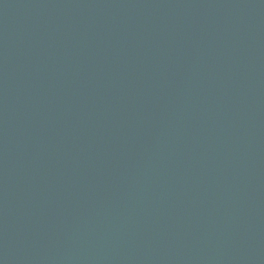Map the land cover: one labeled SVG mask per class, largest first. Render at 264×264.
<instances>
[{
    "label": "water",
    "instance_id": "obj_1",
    "mask_svg": "<svg viewBox=\"0 0 264 264\" xmlns=\"http://www.w3.org/2000/svg\"><path fill=\"white\" fill-rule=\"evenodd\" d=\"M0 264H264V0H0Z\"/></svg>",
    "mask_w": 264,
    "mask_h": 264
}]
</instances>
